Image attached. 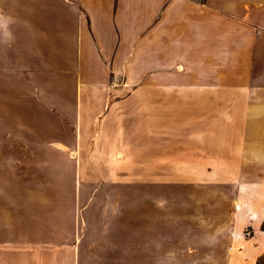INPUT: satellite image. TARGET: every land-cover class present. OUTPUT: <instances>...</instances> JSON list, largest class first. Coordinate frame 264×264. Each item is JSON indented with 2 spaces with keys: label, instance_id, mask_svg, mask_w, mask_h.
<instances>
[{
  "label": "crops",
  "instance_id": "0c3cea01",
  "mask_svg": "<svg viewBox=\"0 0 264 264\" xmlns=\"http://www.w3.org/2000/svg\"><path fill=\"white\" fill-rule=\"evenodd\" d=\"M139 86L192 102L199 127L202 111H234L264 166V0H0V264H122L120 248L90 244L76 181L90 151L57 132L75 145L111 94ZM59 156L74 184L46 180Z\"/></svg>",
  "mask_w": 264,
  "mask_h": 264
},
{
  "label": "rangeland",
  "instance_id": "374dc122",
  "mask_svg": "<svg viewBox=\"0 0 264 264\" xmlns=\"http://www.w3.org/2000/svg\"><path fill=\"white\" fill-rule=\"evenodd\" d=\"M156 96L141 86L111 94L75 145L59 125L58 136L90 151L76 179L92 196L90 244L120 248L122 264H264V166L245 151L249 127L225 107L202 111L199 127L192 102L156 104ZM58 161L46 180L74 184L75 168Z\"/></svg>",
  "mask_w": 264,
  "mask_h": 264
},
{
  "label": "bare ground",
  "instance_id": "6f19581e",
  "mask_svg": "<svg viewBox=\"0 0 264 264\" xmlns=\"http://www.w3.org/2000/svg\"><path fill=\"white\" fill-rule=\"evenodd\" d=\"M118 155H119V156H122L123 153H122V152H119ZM236 207H237L238 209H240L241 206H240V204L238 203V204L236 205Z\"/></svg>",
  "mask_w": 264,
  "mask_h": 264
}]
</instances>
